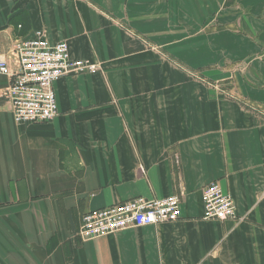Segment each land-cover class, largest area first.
<instances>
[{
	"label": "crops",
	"instance_id": "obj_1",
	"mask_svg": "<svg viewBox=\"0 0 264 264\" xmlns=\"http://www.w3.org/2000/svg\"><path fill=\"white\" fill-rule=\"evenodd\" d=\"M39 30L100 70L56 81L44 124L0 74V264H264V0H0V55ZM215 182L235 218L204 219ZM174 195L177 221L78 236Z\"/></svg>",
	"mask_w": 264,
	"mask_h": 264
},
{
	"label": "built area",
	"instance_id": "obj_2",
	"mask_svg": "<svg viewBox=\"0 0 264 264\" xmlns=\"http://www.w3.org/2000/svg\"><path fill=\"white\" fill-rule=\"evenodd\" d=\"M98 64L71 58L65 41L52 44L42 30L17 40L9 55H0V74L11 78L5 92L17 124H44L58 115L54 84L70 74L96 73ZM204 219L225 221L236 217V205L218 182L202 192ZM182 198L174 195L158 200L136 199L103 210L86 213L78 236L83 241L103 238L130 228L174 222L181 217ZM188 264V263H182Z\"/></svg>",
	"mask_w": 264,
	"mask_h": 264
}]
</instances>
